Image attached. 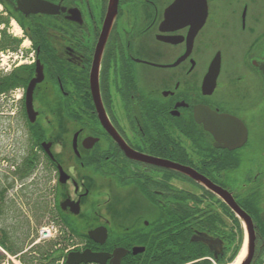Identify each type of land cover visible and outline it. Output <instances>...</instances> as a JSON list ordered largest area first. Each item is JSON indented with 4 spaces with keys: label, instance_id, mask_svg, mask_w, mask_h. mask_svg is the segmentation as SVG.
<instances>
[{
    "label": "flooded vegetation",
    "instance_id": "1",
    "mask_svg": "<svg viewBox=\"0 0 264 264\" xmlns=\"http://www.w3.org/2000/svg\"><path fill=\"white\" fill-rule=\"evenodd\" d=\"M175 1L0 0V107L23 124L19 167L37 173L68 253L102 264H264V11L253 13L258 0ZM13 72L23 78L9 87ZM198 111L240 121L245 143L230 149ZM9 195L0 187V216ZM4 240L3 264L10 254L47 264L42 253L57 250Z\"/></svg>",
    "mask_w": 264,
    "mask_h": 264
},
{
    "label": "rangeland",
    "instance_id": "2",
    "mask_svg": "<svg viewBox=\"0 0 264 264\" xmlns=\"http://www.w3.org/2000/svg\"><path fill=\"white\" fill-rule=\"evenodd\" d=\"M252 11L255 15L263 12V0H258L252 6ZM9 57L10 62L8 64L13 62L19 63L20 61V54L17 57L14 53H10ZM237 61V57H229L226 60V64H235ZM12 111L15 112L13 107L9 109L0 107V187H4L5 185L10 187V205L0 216V240L4 241L8 246L9 243L4 238L18 246V243H20L21 246L24 245V248H29L35 240H38L41 229L49 225L57 226V224L49 212L43 209V203L49 206L48 197L44 195L39 186L36 179L37 173L35 170L32 171V169L28 168L27 162V168L24 170L19 167L20 160L24 158L23 156L28 144L27 138L23 133V124H21L19 117H13L10 114ZM256 139L259 142L258 146L262 148L264 153V127L262 132L260 131L256 136ZM19 170L26 173L22 177H19ZM43 197L45 200H43ZM55 245L57 247L56 254H52L54 257L52 256L50 259L47 257V264H65L68 248L71 244L67 242L66 236L60 235L59 232L53 239L40 242L32 250L44 251L45 248H49V246L54 247ZM57 257L59 258L58 261L55 260ZM8 259L9 264L12 263L10 261L20 264L11 254ZM50 260L52 261L50 262ZM0 264H3V260H0ZM5 264L7 263L5 262Z\"/></svg>",
    "mask_w": 264,
    "mask_h": 264
},
{
    "label": "water",
    "instance_id": "3",
    "mask_svg": "<svg viewBox=\"0 0 264 264\" xmlns=\"http://www.w3.org/2000/svg\"><path fill=\"white\" fill-rule=\"evenodd\" d=\"M205 4L204 0H194V1H189V0H176L174 2V5L178 6L180 5H184V4ZM190 12V10H189ZM205 18V13H203V17L200 18L199 20V24L198 27L201 26V24H203ZM187 19H189L187 17ZM191 19V18H190ZM194 19V18H193ZM197 27V28H198ZM219 70V60L218 58L214 59L210 66H209V71L206 75V80H205V84H211L212 81L215 79L217 73ZM261 72L263 74V78H264V65L261 68ZM41 80V76L39 75V73L36 74V76L30 80V82L28 83L27 86V92H26V109L28 112V115L30 117V110H32L31 107V95H32V91L35 87V85L40 82ZM215 116L207 111H203L200 112L198 111V115L196 114V121L198 123H203L204 128L213 133L214 135H220V134H226L229 140V145L228 147L230 149H235V148H239L240 146H242L245 143V139H246V129L243 126V124L240 121H237L234 118L228 117V116H217V118H214ZM214 119H217V126L214 125L213 121ZM32 118H31V122H32ZM241 135V137H239L238 135ZM224 136V135H223ZM225 139V137H224ZM226 140V139H225ZM169 168H173L175 170H178L180 172H183L187 175H189L190 177L197 179V180H201L203 181L204 179L201 178L197 173L193 172L192 170H189L187 168L184 167H180V166H176L173 164L168 165ZM135 252V251H133ZM121 250H117L114 252V256L118 257L121 255ZM124 254V253H122ZM66 264H89V263H95V264H102V256L96 253H91L89 251H84L81 253H69L66 257L65 260Z\"/></svg>",
    "mask_w": 264,
    "mask_h": 264
},
{
    "label": "trees",
    "instance_id": "4",
    "mask_svg": "<svg viewBox=\"0 0 264 264\" xmlns=\"http://www.w3.org/2000/svg\"><path fill=\"white\" fill-rule=\"evenodd\" d=\"M17 72H13L9 77L5 78L4 80L6 81V84H8L9 87H15V86H19L20 85V80L23 78L22 76H17L16 75ZM24 170V169H22ZM26 172L25 171H18V176L22 177ZM45 253H42V260L44 262V260H46L47 257L44 256ZM59 257V256H58ZM57 257V259H55L56 261L59 260V258ZM44 264V263H43Z\"/></svg>",
    "mask_w": 264,
    "mask_h": 264
},
{
    "label": "built area",
    "instance_id": "5",
    "mask_svg": "<svg viewBox=\"0 0 264 264\" xmlns=\"http://www.w3.org/2000/svg\"><path fill=\"white\" fill-rule=\"evenodd\" d=\"M57 230L54 225H49L40 230V236L43 239H49L56 234Z\"/></svg>",
    "mask_w": 264,
    "mask_h": 264
},
{
    "label": "bare ground",
    "instance_id": "6",
    "mask_svg": "<svg viewBox=\"0 0 264 264\" xmlns=\"http://www.w3.org/2000/svg\"><path fill=\"white\" fill-rule=\"evenodd\" d=\"M238 262V261H237ZM237 262H236V264H237Z\"/></svg>",
    "mask_w": 264,
    "mask_h": 264
}]
</instances>
